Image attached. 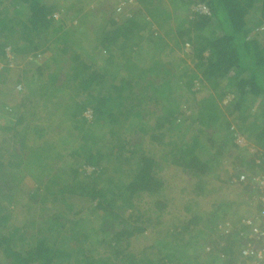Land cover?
Returning <instances> with one entry per match:
<instances>
[{
    "label": "trees",
    "instance_id": "obj_1",
    "mask_svg": "<svg viewBox=\"0 0 264 264\" xmlns=\"http://www.w3.org/2000/svg\"><path fill=\"white\" fill-rule=\"evenodd\" d=\"M60 1L0 0V85L14 88L12 97L0 93V108L11 116L20 110L18 116L14 114V122L7 120L4 126L15 133L18 140L13 144L18 148H12L8 161L0 153V203L5 204L0 205V264H125L122 256L126 261L129 258V264H197L195 258L180 252L179 244L159 242V256L153 259L126 254L133 231L141 232L144 227L133 222L131 227L128 221L133 220L132 213L126 217L124 214L135 210L133 202L138 196L161 190L158 172L163 167L186 172L202 185L201 178L222 154L236 149L233 157L240 171L264 174V41L258 39L260 34L264 36V0H134L141 10H136L135 16L124 17L116 13L114 4L108 6L99 0L95 10L88 6L86 1L90 0H72L68 6L64 4L67 0ZM198 3L205 4L209 14L193 13L187 19L186 11ZM56 12L57 18L53 16ZM99 12L106 15L95 17ZM145 16L146 21L140 18ZM173 26L178 33L174 34ZM184 43L195 60V73L205 81L200 84L209 87L200 98L196 95L202 85L197 90L192 88L197 79L194 71L179 88L167 76L169 62L164 65L153 54L167 47L175 52ZM6 48L13 56L11 66L5 60ZM98 48L106 54L99 69L82 59L85 53L94 55L92 51ZM40 55H44L45 62L31 73L22 68L21 62L15 63L18 57L37 60ZM59 60L65 65L60 66ZM182 62L183 59L177 64ZM182 68L185 70L186 65ZM186 74L187 70L179 73L176 81L182 82L180 77ZM8 75L13 78L8 79ZM18 84L25 89L24 95L16 89ZM70 87L72 95L67 93ZM176 88L184 89V95L194 102L184 111H180L182 95H175ZM30 98L56 102L57 106L63 103L66 115L57 117L53 124L48 122V116L44 127L36 124L32 128L33 136L40 138L51 124L59 133L61 123H65L66 129L76 132L72 158H78L82 167L95 169L81 170L79 165L71 164L65 183V170L54 167L58 155L49 151L48 143L43 139L40 143H26L30 136L19 129L34 115ZM87 109L89 118L84 114ZM142 120L152 121L154 130L160 132L158 138L157 134L150 135L146 151L138 147L137 141L124 136ZM176 132L179 138L172 135L162 140L165 134L177 135ZM238 136L244 138V145L236 143ZM22 165L30 174L28 180ZM5 166L15 174L7 177ZM52 167L54 171L49 172ZM238 172L233 171L228 183L240 184L247 188L249 196H256L249 182L232 181ZM21 193L28 198L27 203L20 198ZM47 200L57 202L58 208L46 206ZM17 207L21 211L12 217L8 210L13 214ZM84 208L91 220L88 226L86 220L74 218ZM227 208L225 205L210 211L208 224L198 229L200 233L205 229V236L212 238L201 243L196 237L192 249L197 253L205 243L211 246L203 255L207 257L205 264L243 262L238 252L245 243L247 228L240 226V217L233 231L223 234L217 230L224 221L218 211L226 214ZM262 209L263 205L257 203L255 210ZM142 217L144 213H138L135 222L149 221ZM196 218L193 215L181 227L167 230L174 243L178 236L191 232ZM231 222L234 223L232 219ZM97 230L103 235L114 233L108 243L111 253L102 258L86 254L92 244L105 241L97 237Z\"/></svg>",
    "mask_w": 264,
    "mask_h": 264
},
{
    "label": "rangeland",
    "instance_id": "obj_2",
    "mask_svg": "<svg viewBox=\"0 0 264 264\" xmlns=\"http://www.w3.org/2000/svg\"><path fill=\"white\" fill-rule=\"evenodd\" d=\"M55 1L61 3L60 0H55ZM70 1L72 2V0H67L64 4L65 5L67 4V6H68ZM96 1L97 0H90V1H86V2H87L89 7H94V10H95V8H96L95 2ZM99 1H102L104 4H106L108 6H110V5L112 6L114 2L116 3L115 0H99ZM85 9L86 8H84V11H86ZM180 13L184 14V12H180ZM95 14H96L95 17H98V16L102 17L103 15L104 16L106 15V13H101V12L95 13ZM136 14H137L136 12L133 13L134 16ZM185 17L187 19H189V17H192V15H187V13H186ZM140 18L142 20L146 21L145 18H142V17H140ZM173 32H174V34L178 33V31L175 29V26H173ZM258 39H259V42H263L264 36L262 37V34H260ZM146 47H147V45H146ZM186 50L187 49L184 48L183 50L182 49H176L175 52H172V51L170 52L169 47H167L163 51H159L156 53L152 52L155 55V58H159L163 62L164 65H166L167 62H169V64L166 66L169 69L167 76H171V78H170L171 83H174L176 85L178 84L179 88L184 87V82L186 80H188L190 76H193V73H192L193 71H194V74H197L196 75L197 79L201 80L202 82H205V81H203L202 77L199 75L198 72L195 73V65H194L195 60L190 56V51L188 50V52H185ZM85 51H88V49ZM92 52H95L94 55L91 52H88V53H85L84 57L82 56V59L85 61V64H88L91 66L93 65L94 68H96V67L100 68L104 64L102 57H104V55H106V54L104 53L103 50L99 51V48H98V50H93ZM149 52H151V51H149ZM43 57H44V55H40V57L37 56V60H33L31 56L28 58L26 56L23 59L18 57V58H16L15 63L21 62L22 68L25 67L27 69L26 71H28V73H31L33 71L34 67L38 66V64H41V65L44 64L45 58H43ZM28 59H29V61H26ZM181 59H183V62L180 64H177V63H179V61ZM145 62H146V60H145ZM59 64H60V66L65 65L63 60H61L59 62ZM143 65H146V63H144ZM182 65H186L185 70L182 68ZM109 67L111 68L112 66L110 65ZM42 69H44V68H42ZM186 70H187V74L184 75V77H180L182 82H180V79H177V81H176L177 75L179 73H182L183 71H186ZM117 74H119V73L117 72ZM9 76L10 75H8V79L13 78V77L10 78ZM57 82L59 83L60 81L57 80ZM175 82H177V83H175ZM0 87L1 88L3 87L2 91H0V93L4 92L5 96H7L6 93L8 95L9 94L12 95V92L14 93L13 85H10V84L7 86L6 85H2V86L0 85ZM208 88L209 87L206 84H203L201 89L198 91L196 98H200L202 96H205L207 90L209 91ZM72 89L70 87L67 90V93L68 94L71 93V95H72L73 94ZM24 90L25 89L22 87V89H21L22 92L20 94H22ZM182 90H184V89H177L176 91H174L175 95L176 94L182 95V96H180L181 98L179 99L180 111H184V110L188 109L194 103L189 95H186V94L184 95ZM68 94H66V96H68ZM23 95H24V93H23ZM62 97L64 99H66L64 96L61 95V98ZM32 99L33 98H30L29 100H32ZM64 99H63V102H65ZM43 102L44 101L36 102L35 99H33L32 104L30 106V109L34 113V115H30V117L28 119H26L27 120L26 124L23 125L21 127V129H19V131L24 130L26 133L25 136L26 135L30 136L26 141L27 144L31 145V144H34L36 142L40 143V141L42 139L45 140L49 145V151L51 149L52 154L58 155V160H56V159L54 160L56 162L54 167L56 168L58 166L61 169L64 168L65 175H66V173L68 172V167H70L71 164H73L75 166L79 165L78 164L79 163L78 158H76L75 156L72 158V156H71V152H72L73 148L76 146V140H75L76 132L73 129H66L65 123H61V128L59 130V133L56 132L55 129L53 128L54 126H52V124L55 120H57V117L66 116L63 114L64 104L58 102V106H57L56 102L55 103L49 102V100H47L45 103H43ZM0 103H2L1 100H0ZM55 105H56V107H55ZM44 106L46 108H43ZM54 108H55V110H54ZM53 111H55V113L52 114ZM190 112L192 113V111H190ZM15 113H16V116H18L20 114V110H16L12 116L9 115L7 117L8 119L1 117L0 153L3 155L4 161L9 160L8 158H10V154L12 153V148H14V147L16 149L18 148V144H16V143L13 144L15 141L18 140L17 137L14 136L15 133L12 132L11 130L10 131L5 130V127H4L7 125V120L8 121L12 120V122H14V119H16V116L14 115ZM157 114H160L159 107L157 108ZM48 116H49L48 122L52 123L51 126H49L46 129V131L42 132L43 134L41 135L40 138L34 137L33 136L34 133L32 131V128L36 124H39L42 127H44L46 125L45 119ZM29 126H30V128H29ZM128 130H129V132L126 133L124 136H126L127 139H131L132 142L137 141L140 144V145L138 144V147L143 151H146V149L149 148L148 140L150 139V135L151 134H157L158 135L157 138H158L159 137L158 133H160V132H157L156 130H154V124L152 121L146 122L145 120H142L141 122L136 123L134 126L131 127V129L129 128ZM190 133L191 132L188 131L187 135L189 136ZM176 134L177 135H175V133L174 134H168V135L165 134V137L162 138V140L164 139V141H166L168 139L167 137L172 136V135L179 138L178 132H176ZM187 135H185V137H184L185 139H186ZM176 137H174V138H176ZM61 138H62V140H61ZM182 138L183 137L181 136V139ZM176 140L179 141V139H175V141ZM249 150L252 152L254 151V149H249ZM235 154H236V149L235 150L234 149H228V151L224 152L222 154V156L219 158V162L214 163L211 166L209 172H206L205 175L201 178L202 185H200L196 182V181H198V179L196 177H194L190 174H187L186 172L175 169L174 167H171V166L167 167V169L163 167L158 172L159 179L162 181L161 190L155 194H151V195H148V194L145 195L144 194V195L138 196L136 202H133L134 206H135V210H127L126 213L124 214V217H126V215L129 216V213H132L131 217L133 220H131V218H130V220L128 221V224L131 225V227L133 225L132 222L135 225H140V223H142V225L144 227V230L141 232L133 231V234L130 236V238L128 240V246L125 248L126 252H127L126 254L131 253L135 257L146 256V257H149L150 259H153V258H157L159 256V252H157L160 250V248L158 246L159 242L161 243V245L168 243V244H170V246H172L173 244L174 245L177 244V246H178V244H179L181 246L180 252L184 256L187 254V255L191 256L192 258H195V261L197 264H205L204 261L207 259V257H205L203 255H205V253H206L205 251H207L205 249L206 243H205V246L203 245V246H201L200 249H197V253L194 252L192 249L197 243L196 237H197L198 241H200L201 243H203L204 240H206V242H208V239H210V238H208V236L207 237L205 236V234L207 233V231H205V229L201 233L198 230L201 228L203 229L204 225L208 224L207 219L210 218V215H209L210 211L212 212L215 209H217V207L220 208V207H223L226 205L228 207L227 208L228 211H226V214L221 213V211H218L219 214L221 215V217H219V218H220V220L224 219V221H228L230 226H231V229H234L235 224H236L235 222H236L237 218H239L240 216H243L245 214L252 213L254 211V209L256 208L255 200H254L252 195L249 196L250 192L247 190V188H243L242 185H240V184L228 183V181H229L228 179L231 178L230 175L233 176V171L236 172L237 169H238V171L241 169V167H239V166L237 167V165L235 164V158L233 157ZM25 159H26V157H25ZM4 163H7V162H4ZM22 167L24 169L25 178L27 180L30 179V174L27 171V167H24L23 165H22ZM123 167H125V166H123ZM79 168H81V170L86 168L87 171H91V168H94V167H92V166H86V167L83 166L82 167V164H80ZM4 170L6 171L7 177L10 176V173L15 174L13 171L10 172L9 167H7V166H5ZM49 170H50L49 172H53L54 168L52 167V169H49ZM15 171L18 172L17 169H15ZM80 172H82V171H80ZM111 173H113L112 170H111ZM114 174H115V172L112 175L114 176ZM65 175H64V177H65L64 182L68 183L67 175L66 176ZM216 175H217V177H216ZM82 176H84L83 173H81L79 175V178L82 179ZM114 178H116V177H114ZM199 188H202V189H199ZM255 195L257 196V193H255ZM19 196H20V198L23 199V201H24V199L25 200L28 199L23 193L19 194ZM77 202L79 203V205H81V200H79ZM83 202L85 203L86 201H83ZM26 203H27V200H26ZM159 203L162 206H159ZM50 204H52V203L51 202L49 203L48 200L45 203L46 206H52L53 209L58 208L57 202L53 203L52 205H50ZM75 204L77 207H79L78 204L76 203V201H75ZM0 205L3 206L5 204L0 203ZM185 207H188V210H186ZM84 209H83L84 211L80 212L79 215H75L74 218L79 219V220H83V221L86 220L85 223L88 226V225H90L89 221L91 222V220H89V217L87 218L86 208H84ZM6 210H8V209H6ZM74 210H76V207L74 208ZM137 210H139L140 212H137ZM8 211H10L11 216L13 217L14 214H17V212L21 211V208L20 207H17V209L15 208L13 214H12L11 210H8ZM51 211H52V209H51ZM24 212L22 214H20V217L23 216ZM215 212H216V210H215ZM29 213H30V215L33 214L32 212H29ZM138 213H144V217H142L141 219L144 220V219L149 218V221L144 220L143 222H140V221L136 220V222H135L134 219L136 218V215H138ZM87 214L90 215L89 213H87ZM227 214H229V215L226 216ZM193 215H197L196 220L194 219L196 226L191 229L190 233H185V234H182V236H178V240H174L175 241V243H174L172 241V237L170 236V233L167 230L171 229L175 226L177 228L181 227L182 222L188 221L190 219V217H192ZM12 217L10 219H12ZM231 219L233 220L234 223L231 222ZM224 221H222V223H224ZM96 225L98 227V222H96ZM132 230L133 229L131 228V231ZM96 234H97V237L99 239L101 238L100 239L101 241L102 240L103 241L105 240V241L104 242L102 241L103 243L97 241L95 244H92V246L90 247L91 248L90 253H86V254L89 256L92 255V257H101L102 258V257H105L111 253L110 250L108 249V243L110 241V237L114 236V233H112V232H110L109 234L104 233V235H103V233H100L97 230ZM63 236L64 235H61V237H63ZM210 240L212 241V238ZM111 244H112V242H111ZM117 246H119V244ZM72 247L76 248V246H73V245H72ZM121 256H122V254H121ZM122 257L125 261V264H129V262H130L129 258L127 257V261H126V259H125L126 256H122ZM117 263L120 264V261H117ZM122 263L124 264L123 261H122Z\"/></svg>",
    "mask_w": 264,
    "mask_h": 264
},
{
    "label": "built area",
    "instance_id": "obj_3",
    "mask_svg": "<svg viewBox=\"0 0 264 264\" xmlns=\"http://www.w3.org/2000/svg\"><path fill=\"white\" fill-rule=\"evenodd\" d=\"M115 11L118 14H123V16H130L136 9V1L134 0H115ZM190 14H209L208 7L203 3H198L189 8ZM55 18L58 17V13H54ZM5 60L6 63L11 66L13 63V56L9 49L5 50ZM200 81H195L193 89L197 90L200 87ZM16 89L20 90L21 85H16ZM229 97H226V99ZM85 116L90 117V110L87 109L84 112ZM1 124V120H0ZM245 140L242 136H238L236 143L238 145H244ZM233 182L246 183L249 182L251 187L257 192V196H254L255 204L260 203L263 205V209L257 212L254 210L252 213L240 216L239 224L242 227L247 228V234L245 236V243L241 246L239 250L240 258L243 259L241 264H264V174H253L249 175L245 171H240L237 177L232 179ZM235 229V228H234ZM228 221L223 224H218L217 230L221 233H227L233 231ZM210 245H206L205 249L209 250Z\"/></svg>",
    "mask_w": 264,
    "mask_h": 264
},
{
    "label": "crops",
    "instance_id": "obj_4",
    "mask_svg": "<svg viewBox=\"0 0 264 264\" xmlns=\"http://www.w3.org/2000/svg\"><path fill=\"white\" fill-rule=\"evenodd\" d=\"M113 4L115 5V2H114ZM137 5L140 6L139 4H137ZM138 6H136V9H137V10L140 9ZM140 10H141V9H140ZM183 11H184V10H183ZM183 11L180 10L179 12H183ZM135 12L138 13V11H136V10H135ZM179 12H178V13H179ZM181 14H183V13H181ZM143 15H144V14H143ZM145 19H146V16H145ZM162 33H163V32H162ZM9 96L12 97V95H10V94H9ZM0 115H1L0 117L7 118V116H5V115H9V113L6 112V111H4L2 108H0ZM239 146H241V145H239ZM254 210H255V209H254Z\"/></svg>",
    "mask_w": 264,
    "mask_h": 264
},
{
    "label": "clouds",
    "instance_id": "obj_5",
    "mask_svg": "<svg viewBox=\"0 0 264 264\" xmlns=\"http://www.w3.org/2000/svg\"><path fill=\"white\" fill-rule=\"evenodd\" d=\"M134 12H135V10H134ZM134 12H133V13H134ZM186 13H187V15H191L189 9H188V12L186 11ZM132 15H133V14H132ZM144 15H145V14H144ZM123 17H124V16H123ZM189 18H191V17H189ZM151 29H152V26H151ZM181 44H182V43H181ZM182 47H183L182 50H183L184 48L187 49L185 52H188V50H189V48H190L189 45H188L187 43H184ZM197 80L200 81V82H202V81L199 80V79H195L194 82L197 81ZM0 118H1V117H0ZM0 120H1V119H0ZM85 169H86V168H85ZM93 169H94V168H91V171H92ZM86 170H87V169H86ZM238 253H239V252H238Z\"/></svg>",
    "mask_w": 264,
    "mask_h": 264
}]
</instances>
